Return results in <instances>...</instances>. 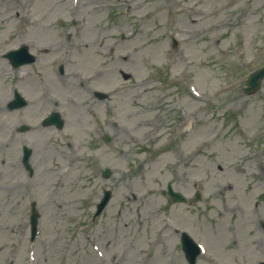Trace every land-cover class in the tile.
<instances>
[{
    "label": "rangeland",
    "instance_id": "obj_1",
    "mask_svg": "<svg viewBox=\"0 0 264 264\" xmlns=\"http://www.w3.org/2000/svg\"><path fill=\"white\" fill-rule=\"evenodd\" d=\"M22 44L37 60L15 71ZM263 64L264 0H0V264H188L177 229L196 264H264V80L243 92Z\"/></svg>",
    "mask_w": 264,
    "mask_h": 264
},
{
    "label": "water",
    "instance_id": "obj_2",
    "mask_svg": "<svg viewBox=\"0 0 264 264\" xmlns=\"http://www.w3.org/2000/svg\"><path fill=\"white\" fill-rule=\"evenodd\" d=\"M18 52H20V51H18ZM17 52V53H18ZM15 51L14 52H10L9 54H8V56L9 57H14V55H15ZM263 76H264V67L261 69V70H258L254 75H252V77L249 79V81H248V85H249V87L247 88V91L248 92H252V91H254V90H256L258 87H259V84H260V81H261V79L263 78ZM25 102L22 100V99H19L17 102H16V104H14L13 106H21V105H23ZM108 139V138H107ZM29 152V151H28ZM28 152H27V154H26V156H25V160L26 159H28ZM105 175L106 176H108L109 175V171L108 170H106L105 171ZM109 196H110V194L107 192L106 193V195H105V197H104V199H103V201L101 202V204L98 206V208H99V210H98V212L97 213H99L101 210H102V208L106 205V203H107V201H108V199H109ZM33 219H35V218H33ZM34 223H36V221L34 220ZM184 239H185V241H184V245L186 246V247H188V249L191 251V258H190V264H194V262H195V260H194V257H195V255H196V253H197V249L192 245V243L187 239V238H185L184 237Z\"/></svg>",
    "mask_w": 264,
    "mask_h": 264
},
{
    "label": "bare ground",
    "instance_id": "obj_3",
    "mask_svg": "<svg viewBox=\"0 0 264 264\" xmlns=\"http://www.w3.org/2000/svg\"><path fill=\"white\" fill-rule=\"evenodd\" d=\"M105 67H106V65L104 66L103 71H104L105 73H107V72L109 71V69H108V68H105Z\"/></svg>",
    "mask_w": 264,
    "mask_h": 264
}]
</instances>
